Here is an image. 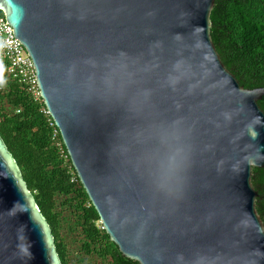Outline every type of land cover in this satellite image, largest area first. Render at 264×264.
Wrapping results in <instances>:
<instances>
[{
  "label": "water",
  "instance_id": "95a60500",
  "mask_svg": "<svg viewBox=\"0 0 264 264\" xmlns=\"http://www.w3.org/2000/svg\"><path fill=\"white\" fill-rule=\"evenodd\" d=\"M215 0H0L104 230L139 264H264V87L211 36ZM0 264H62L0 132Z\"/></svg>",
  "mask_w": 264,
  "mask_h": 264
},
{
  "label": "trees",
  "instance_id": "16d2710c",
  "mask_svg": "<svg viewBox=\"0 0 264 264\" xmlns=\"http://www.w3.org/2000/svg\"><path fill=\"white\" fill-rule=\"evenodd\" d=\"M213 43L245 89L264 87V0H215ZM264 111V96L258 101ZM42 99L13 81L0 92V132L48 221L62 264H139L102 228ZM256 209L264 223V167L253 168ZM74 234L69 245L67 233Z\"/></svg>",
  "mask_w": 264,
  "mask_h": 264
},
{
  "label": "built area",
  "instance_id": "2783aa9c",
  "mask_svg": "<svg viewBox=\"0 0 264 264\" xmlns=\"http://www.w3.org/2000/svg\"><path fill=\"white\" fill-rule=\"evenodd\" d=\"M33 65L25 46L14 37L13 27L0 10V92L6 91L9 83L16 81L36 100L42 99ZM45 112L49 114L48 110Z\"/></svg>",
  "mask_w": 264,
  "mask_h": 264
},
{
  "label": "rangeland",
  "instance_id": "374dc122",
  "mask_svg": "<svg viewBox=\"0 0 264 264\" xmlns=\"http://www.w3.org/2000/svg\"><path fill=\"white\" fill-rule=\"evenodd\" d=\"M74 234H71L70 232L67 233V240L69 245H73L74 247V242H76V240L74 239Z\"/></svg>",
  "mask_w": 264,
  "mask_h": 264
}]
</instances>
